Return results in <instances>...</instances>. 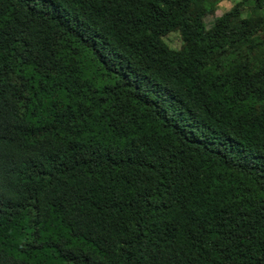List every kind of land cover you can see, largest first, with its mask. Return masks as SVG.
I'll list each match as a JSON object with an SVG mask.
<instances>
[{"label": "trees", "instance_id": "16d2710c", "mask_svg": "<svg viewBox=\"0 0 264 264\" xmlns=\"http://www.w3.org/2000/svg\"><path fill=\"white\" fill-rule=\"evenodd\" d=\"M220 1L0 0V264H264V0Z\"/></svg>", "mask_w": 264, "mask_h": 264}, {"label": "rangeland", "instance_id": "374dc122", "mask_svg": "<svg viewBox=\"0 0 264 264\" xmlns=\"http://www.w3.org/2000/svg\"><path fill=\"white\" fill-rule=\"evenodd\" d=\"M238 0H221L218 6L215 8L213 12H207L204 16V20L206 25L209 27L213 24L215 18L221 15L224 11H226L231 5H233ZM168 43L172 47L180 46V39L177 33H172L167 37Z\"/></svg>", "mask_w": 264, "mask_h": 264}]
</instances>
